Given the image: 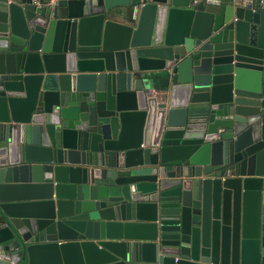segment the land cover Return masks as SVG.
Here are the masks:
<instances>
[{"label":"water","instance_id":"obj_1","mask_svg":"<svg viewBox=\"0 0 264 264\" xmlns=\"http://www.w3.org/2000/svg\"><path fill=\"white\" fill-rule=\"evenodd\" d=\"M0 264H264L258 0H0Z\"/></svg>","mask_w":264,"mask_h":264},{"label":"built area","instance_id":"obj_2","mask_svg":"<svg viewBox=\"0 0 264 264\" xmlns=\"http://www.w3.org/2000/svg\"><path fill=\"white\" fill-rule=\"evenodd\" d=\"M195 3L204 1V0H193ZM235 2V4H239V5H248L250 3H252L255 0H233ZM261 4V6L264 8V0H258Z\"/></svg>","mask_w":264,"mask_h":264}]
</instances>
